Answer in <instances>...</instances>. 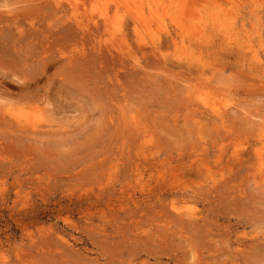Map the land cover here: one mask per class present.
Instances as JSON below:
<instances>
[{
  "label": "rangeland",
  "instance_id": "1",
  "mask_svg": "<svg viewBox=\"0 0 264 264\" xmlns=\"http://www.w3.org/2000/svg\"><path fill=\"white\" fill-rule=\"evenodd\" d=\"M54 1L0 0V264H264V0Z\"/></svg>",
  "mask_w": 264,
  "mask_h": 264
},
{
  "label": "bare ground",
  "instance_id": "2",
  "mask_svg": "<svg viewBox=\"0 0 264 264\" xmlns=\"http://www.w3.org/2000/svg\"><path fill=\"white\" fill-rule=\"evenodd\" d=\"M56 4H59V2H60V0H55L54 1ZM61 2H62V0H61ZM61 2H60V4H61ZM77 1L76 0H69V3L68 4H70V7H71V9L72 10H76L77 8H78V5H77V3H76ZM58 7H60V6H58ZM92 9L94 10V7H92ZM105 15L106 14H104V19H105V21H106V17H105ZM137 18H139V19H141V18H143V16H142V13H140V12H137ZM78 24V23H77ZM80 25H81V23H79ZM216 114H219V115H221V113H220V111H218V110H215L214 111ZM221 117V116H220ZM221 119H222V117H221Z\"/></svg>",
  "mask_w": 264,
  "mask_h": 264
}]
</instances>
